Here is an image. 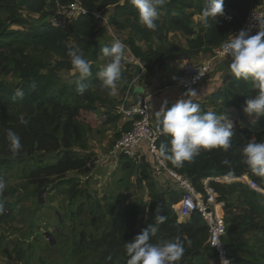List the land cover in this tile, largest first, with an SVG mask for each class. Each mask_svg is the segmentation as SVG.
<instances>
[{
  "label": "trees",
  "instance_id": "obj_1",
  "mask_svg": "<svg viewBox=\"0 0 264 264\" xmlns=\"http://www.w3.org/2000/svg\"><path fill=\"white\" fill-rule=\"evenodd\" d=\"M74 1L0 0V76L13 72L19 79L17 88L24 91L23 99H14L16 90L7 88L0 80V158L22 165L21 178L34 188L35 193L50 188L49 192L58 191L65 196L69 207L76 205L73 218L86 213L92 229L89 232L88 226L81 228L77 241L73 243L72 256L79 261L91 257L95 264H127L124 243L131 241L149 224H154L156 215H165L167 219L159 225L153 243L180 236L185 241V253L177 264H218L215 252L207 244L208 228L200 214L193 212L188 220L178 222L173 206L180 202L182 195L175 187L158 190L147 166H142L140 173L146 180L150 200L148 218L137 221L133 207L127 206L118 221L105 220L108 207L94 199L81 184L82 178L93 170L97 158L88 147L87 133L79 117L81 111L94 110L97 103L107 107L108 111L115 105L108 98L101 100L106 89L95 73L83 81L89 85L84 95L77 93V85L70 89L57 87L40 73L44 65L36 52L63 58L55 67L57 72L71 69L70 61H66L70 48L78 46L86 60L96 59L101 50L110 45L96 44L87 37L96 36L92 32L98 24L96 12L101 13L113 6L110 22L120 29L133 28L136 34H140L139 41L147 43L142 47L134 39L130 42L136 63L122 64V80L118 82L126 86L140 75V66L151 71L179 54H186L189 58L199 53L210 54L228 35L242 28L248 13L264 0H224V15L215 21L209 20L210 27L207 28L201 22H194L206 0H166L160 12L164 15L167 32L179 35L185 41L186 49L173 44L166 48L152 46L147 30L139 28L138 13L130 0H78L86 14L70 21L65 29L53 27L50 18L55 16L57 7ZM156 23L158 25V20ZM103 28L99 31L103 32ZM9 64H12V70ZM252 95L254 89L250 81L230 76L211 100L218 104L216 113L219 115L226 109L242 110L245 100ZM118 119L117 116L113 120ZM253 119V130L234 126L232 147L227 152L219 149L202 151L191 163L180 168L167 161L170 170L187 177L201 194L205 192L202 181L208 179V187L216 193L217 201L223 203L225 235L222 243L230 264H264V197L241 182L215 181L217 178L247 175L264 191V178L253 175L240 156L241 147L253 137L257 142H264V116ZM128 128L129 125L123 126V130ZM8 129L21 138L23 147L15 157L7 147ZM167 140L160 133L157 148ZM117 159L126 167L128 162L132 163L125 156ZM225 160L229 163L225 164ZM71 173L74 175L68 176ZM4 218V214L0 215V220ZM102 223H105L104 227L99 231Z\"/></svg>",
  "mask_w": 264,
  "mask_h": 264
},
{
  "label": "rangeland",
  "instance_id": "obj_2",
  "mask_svg": "<svg viewBox=\"0 0 264 264\" xmlns=\"http://www.w3.org/2000/svg\"><path fill=\"white\" fill-rule=\"evenodd\" d=\"M112 13L113 6L106 8L101 13L96 12L98 24L97 28L92 31L96 36L94 38L87 37V39L96 44L107 43L110 46L114 40L120 39L126 45L122 64L129 65V58L133 57L130 42L134 39L135 43L142 47H146L147 43L139 41L140 34H136L133 28L130 29L126 26L120 29L111 23ZM104 21L107 22V25ZM123 25L125 24L123 23ZM102 28L103 32H100L99 30ZM139 28L147 30L150 36L149 43L152 46L158 48H166L169 44L181 48L183 45L186 46L185 41L179 35L167 32L162 12H160L158 27L155 31L148 30L142 24H139ZM36 55L41 57L40 60L44 65L40 69V73L52 80L57 87L70 89L72 85H77L78 74L73 73L72 69L55 71L56 65L59 61L64 60L63 58L52 54L42 55L38 50ZM66 61H70V58ZM90 62L91 71L95 74L105 63L101 59V55ZM219 62L229 63L227 59ZM8 67L10 70L13 69L12 64H9ZM140 68L141 72H144L145 69L142 66ZM127 72H129L128 69ZM0 80L7 88L17 89L19 79L13 72L0 76ZM136 80H132L126 86L117 83L114 89L104 88L106 90L105 94H102L101 100L105 98L111 100L115 105L113 110L108 111L107 107L97 103L94 110L81 111L79 117L87 133V144L90 151L93 152L92 149H95L97 152L95 166L88 176L82 178L81 184L87 187L94 199L108 207L105 211V220L108 222L118 221L121 212L127 206L133 207L137 221H144L149 216L146 180L140 173L142 167H136L134 163L129 162L126 167L118 159L114 162L106 160L109 150L123 129L121 121L120 123L113 120L117 116L120 118V115L117 114L118 110L115 109L125 99L130 100L133 97ZM222 112L234 122L235 126L254 129V117L245 115L242 110L226 109ZM106 140L109 141L107 144ZM21 168L22 165L14 160L0 158V179H3L7 185L6 190L0 194V203L5 209V218L0 220V264H95L91 257L83 262L72 256L73 243L77 241L80 229L86 228V226H88L87 231L90 232L92 229L86 213L73 218L72 213L76 205L69 207L68 199L58 191L49 192L50 188H47L41 193H35L34 188L21 178ZM73 175L71 173L68 176ZM157 175L162 177V174ZM153 181L158 190L172 185L170 183L171 185L165 186L164 180L160 178L153 179ZM105 200L107 201L105 202ZM105 223L101 224L99 231L103 229ZM45 233H50V237ZM49 242H52V245Z\"/></svg>",
  "mask_w": 264,
  "mask_h": 264
},
{
  "label": "clouds",
  "instance_id": "obj_3",
  "mask_svg": "<svg viewBox=\"0 0 264 264\" xmlns=\"http://www.w3.org/2000/svg\"><path fill=\"white\" fill-rule=\"evenodd\" d=\"M130 2L138 13L139 23L148 30L155 31L158 27L156 21L159 19L160 9L164 7L166 0ZM223 5L224 0H206L199 13L203 27H210L209 20L215 21L218 16L224 15ZM220 48V54L229 61L227 68L231 77L250 81L254 89V95L244 102L243 113L250 117L264 116V30H258L254 35H250L247 30L230 34ZM125 50L126 45L120 39L114 40L111 46L101 50V59L105 63L96 75L102 87L114 89L122 80L121 69ZM67 56L70 58L73 73L78 74L76 91L79 95H84L89 85L83 81L92 76L91 62L84 58L83 51L78 46L70 48ZM197 95L196 90H188L173 102L171 107H168L169 101L165 100L159 110L154 112L157 130L168 140L167 143H160L158 148L153 145V151L160 159L171 162L177 168L183 167L185 163H191L202 151L219 149L227 152L232 147L234 122L226 114L202 111L200 104L189 98ZM23 97L24 91L17 88L13 98ZM6 141L12 156H17L23 147L20 136L12 129H8ZM240 156L241 162L253 175L264 178V142H257L253 137L241 147ZM224 163L229 162L225 160ZM6 186V182L0 179V194L6 190ZM4 212V206L0 203V215ZM166 219L165 215H156L154 224H149L131 241L124 243L127 264H177L182 259L185 241L180 236L152 242L159 225ZM107 259L110 260L111 257ZM221 264L230 262L222 259Z\"/></svg>",
  "mask_w": 264,
  "mask_h": 264
},
{
  "label": "built area",
  "instance_id": "obj_4",
  "mask_svg": "<svg viewBox=\"0 0 264 264\" xmlns=\"http://www.w3.org/2000/svg\"><path fill=\"white\" fill-rule=\"evenodd\" d=\"M86 12V9L79 1H74L67 6L59 5L55 16L50 18V23L55 28L65 29L70 21L86 14ZM95 17H97L96 14ZM102 18L104 19L103 16ZM104 23L107 25L106 21ZM240 30H247L250 35L256 34L258 30H264V2H261L248 13ZM240 30L233 34L238 33ZM220 52L221 48L219 46L212 57L219 61L225 60L226 58ZM211 62L212 60L210 59L199 64L187 63L182 67L181 72L188 75L190 77V84L194 85L201 77H206L210 74ZM117 110L121 122L124 125H129V128L127 130L122 129L118 139L109 150V156L113 159L125 156L132 163L138 165L140 160L138 152L143 145L147 157L151 160L155 175L162 174L167 176L169 182L182 195L180 202L173 206L178 222H184L189 219L193 212H198L208 228L207 244L215 252L218 264H221L222 259L229 261L226 248L222 243V237L225 235L223 203L217 201L216 193L208 187V179L202 181L205 192L203 194L197 192L187 177L170 170L167 161L160 159L156 152L153 151V145L157 148L160 132L157 130V126L152 124L147 97L142 93L133 94L130 100L125 99L117 107ZM215 181L224 183L241 182L252 191L264 197V191L258 183L249 179L247 175L240 178H217Z\"/></svg>",
  "mask_w": 264,
  "mask_h": 264
},
{
  "label": "crops",
  "instance_id": "obj_5",
  "mask_svg": "<svg viewBox=\"0 0 264 264\" xmlns=\"http://www.w3.org/2000/svg\"><path fill=\"white\" fill-rule=\"evenodd\" d=\"M194 22H200L199 18L195 17ZM182 48L186 49V46L183 45ZM215 50L216 49H214L210 54L199 53L193 56L192 58H186L177 55L175 59L166 60L151 71L144 70V72L140 73V75L136 78L137 80L134 86L135 90L133 91V94H135V92H138L142 93L145 97H147L151 112V121L154 126H157L154 112L159 110L161 104L165 100H167L169 101L168 107H171V104L173 102H175L185 92L191 89L196 90L198 95L189 98L192 99L194 103L200 104L202 111H217L216 106L218 104L212 103L211 96L222 88L224 82L226 81V78L230 77L231 74L228 71L227 62L220 63L216 58L212 57ZM210 59L212 60L210 74L206 77H201L196 84L191 85L190 77L186 74H182V67L187 63L199 64L204 63L205 61ZM128 63L129 65H133L134 63H136V61H134L133 57H130ZM223 114L225 113L222 112L219 115ZM117 121L120 122L121 119H118ZM121 126H124V124L121 123ZM106 141L107 144L109 141ZM92 150L96 155V150ZM138 154L140 160L139 164L136 165V167L141 168L142 166H147L148 171L149 173H151L153 179L157 180L160 178L164 180L165 186H167L168 184L171 185V182H169L167 176L162 175V177H159L155 175L152 169L151 160L149 159V157H147L145 153V147L143 145L140 148ZM106 157V160H111V162L117 160L111 158V156H109V152ZM163 176L165 177V179ZM172 186L173 185H171L170 187Z\"/></svg>",
  "mask_w": 264,
  "mask_h": 264
},
{
  "label": "water",
  "instance_id": "obj_6",
  "mask_svg": "<svg viewBox=\"0 0 264 264\" xmlns=\"http://www.w3.org/2000/svg\"><path fill=\"white\" fill-rule=\"evenodd\" d=\"M181 57H186V58H188V56L186 55V54H182V55H180ZM225 83V82H224ZM46 234V236H48V237H50V233H45ZM49 244L50 245H52V242H49Z\"/></svg>",
  "mask_w": 264,
  "mask_h": 264
}]
</instances>
